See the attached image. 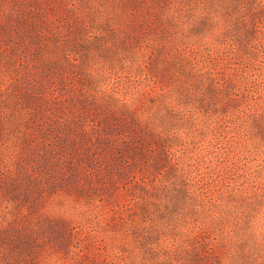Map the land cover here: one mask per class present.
Listing matches in <instances>:
<instances>
[{
	"label": "rangeland",
	"instance_id": "1",
	"mask_svg": "<svg viewBox=\"0 0 264 264\" xmlns=\"http://www.w3.org/2000/svg\"><path fill=\"white\" fill-rule=\"evenodd\" d=\"M180 1L0 0V226L42 211L71 220L91 258L144 264L149 241L174 236L176 225L193 221L230 248L224 264H264V254H245L239 239L247 225L264 222V7L254 13L256 0ZM186 49L208 66L210 85L189 79ZM29 75L40 86L37 95L50 98L47 125L36 132L29 122L38 113L26 93L35 87ZM214 78L224 82L221 89L212 87ZM232 90L238 100L230 99ZM118 97L142 119L176 130L175 161L204 186L211 204L195 220L165 217L167 232L150 229L148 240L128 230L141 221L142 200L132 199L122 183L113 185L118 147L90 155L77 133L90 109L104 128L135 143L137 135H127L123 119L110 112ZM63 113L70 123L58 121ZM53 128L68 134L62 143ZM33 136L39 144L54 140L67 161L39 158ZM162 199L169 210L177 208L171 192ZM195 254L191 247L176 256L194 264ZM61 257L59 264H70Z\"/></svg>",
	"mask_w": 264,
	"mask_h": 264
},
{
	"label": "trees",
	"instance_id": "2",
	"mask_svg": "<svg viewBox=\"0 0 264 264\" xmlns=\"http://www.w3.org/2000/svg\"><path fill=\"white\" fill-rule=\"evenodd\" d=\"M187 1L181 0L179 3L186 2L187 5L189 4ZM250 7L254 10V13H259L264 7V2L256 0ZM256 23L257 20L253 19L252 25L254 27H256ZM195 52L196 50L189 51L186 49L181 53L184 60H187L188 66L190 65L188 75L191 77L189 79L193 83L198 82L199 85L202 84V87H206L208 84L210 85L208 75L211 72L206 71L207 65L197 63ZM177 66H179L178 71L181 72L182 64L178 62ZM179 76V72H177L176 77L179 78ZM28 77L32 86L35 87L26 93L32 101L38 103L39 114L37 113L32 120H29L30 123L35 125L33 130L36 132L37 130H43L47 125L44 116V102L50 98L44 93L37 95L40 86L34 83L35 80L32 76L29 75ZM223 83L221 79L214 78L212 87L219 90L224 85ZM29 92L31 93L28 94ZM238 95L239 93L236 90H232L229 97L231 100H238ZM53 98H58V96H53ZM115 100L118 103L114 107L110 102H105L106 104L103 107H106V109L113 107L110 112L113 116L123 119L121 125L126 129L125 133L127 135L131 133L137 135L138 139L135 140V143H131L129 139L122 140L121 137L124 134L120 136L121 132L111 128L114 125L110 127L111 129H109V126L104 128L103 123L94 117L95 110L93 112L90 109L84 110L83 122L77 133L85 141L84 148L87 151L89 150L90 155L95 154L101 157L102 152L112 144L118 147L112 168L113 172L118 174L119 181L114 179L113 185L116 186L117 184L116 188L120 189L119 184L122 183L123 188H126L128 192H132V199L142 200L139 208L141 209V215H139L141 221L138 226L133 225L129 228V232H137L138 234L142 232V235L145 234V240H148L153 237V231L155 230L167 232L165 228L169 223L165 220V217L172 216V218L178 219L183 216L188 220H195L194 217L203 211L201 208L209 209L211 204H206L208 194L204 186H198L196 182H192L190 178L185 176L184 169L179 162L175 161L176 157L174 155L177 147L174 146L173 139L176 130L170 131L166 128H159L154 121L142 119L136 109L129 106L123 99L118 97ZM171 110L175 109L171 108ZM68 116L66 113H63L62 116L59 114L58 121L63 124L64 122L70 123V116L69 118ZM51 132L54 134L57 144L62 143L65 137L68 136V134L59 131L57 128H53ZM31 140V145L38 149L40 155L38 157L42 160L50 159L52 162L56 160L60 163L67 161L61 158L62 147L56 145L54 140L49 138L43 144L35 143L37 140L34 136L31 137ZM118 141L119 143H117ZM133 164L135 165L133 166ZM110 184L111 182H107V186ZM167 192L172 193L177 208L169 210L167 205L162 204V197H165ZM125 205L130 206L132 204L129 202ZM166 210L169 211L166 213ZM30 212L34 213V211ZM35 214L36 217L29 214L31 217L25 221H21V218L17 216L0 226V264H59L58 260L62 258V254H66L70 264H121V262H114L107 257L105 261L91 258L89 256L91 248L88 247L89 250L85 251L83 235L71 220L52 217V215H47L42 211ZM119 217H121L123 224H127L128 218L126 216L121 214ZM192 223L193 226H187L186 228L182 223L176 225L175 229L178 233L174 236L163 233V236L157 242L150 243L149 241L145 250L150 255L144 259V264H183L182 258L177 257L176 253L181 252L182 254L191 247L192 251L196 253L194 261L192 260L194 264H224L226 256L231 255L230 248L220 247L217 242L212 241L204 226H201L199 222L192 221ZM150 229H153L151 234L148 231ZM190 239L194 240L192 246L188 243ZM239 239L241 249L245 254L256 253V256L258 252L264 254V222L247 225L246 230L241 233Z\"/></svg>",
	"mask_w": 264,
	"mask_h": 264
}]
</instances>
